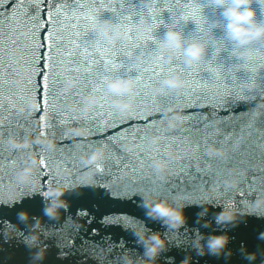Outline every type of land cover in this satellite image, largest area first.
<instances>
[{
	"label": "water",
	"instance_id": "obj_1",
	"mask_svg": "<svg viewBox=\"0 0 264 264\" xmlns=\"http://www.w3.org/2000/svg\"><path fill=\"white\" fill-rule=\"evenodd\" d=\"M15 2L8 0L0 6V14L10 13ZM168 2L176 10V15L165 8L158 17L162 22L156 23L153 9L157 7L158 11L163 0H41L53 10L57 5L81 11L95 6L99 9L98 20L112 16L128 24L124 18L130 15L134 27L145 17L157 25L151 33L155 39L149 40L147 45L133 32L130 41L115 42L114 47L102 41L99 46L102 53L100 50L90 51L89 59L95 58L98 63L104 57L115 55L121 62L116 71L105 72L102 65H98L96 72L84 73L86 64L80 65L79 72L70 64L65 65L69 69L56 84L61 94L60 107L71 117L63 125L51 108L41 112L44 93L43 76L39 73L47 71L49 49H35L39 63L36 66L37 75L32 76L35 65L29 63L25 46L34 43V23L24 21L17 25L16 35L20 43L7 49V56L15 61V68L10 81L0 88V192L6 198V201L0 199V264H36L33 260L36 249L26 245L23 236L7 238L4 231L7 221H11L18 230L28 234L34 222L32 217L42 219L45 233L41 236V243L48 246L40 264H123L121 255L125 250H131L134 256H142L143 245L125 227V217L141 219L153 230L169 236L168 248L161 253L159 264H180L189 252L193 256L192 264H257L246 259V253L241 251L242 243L248 251L260 253L257 261L264 258V239L259 238V233L264 231V216L248 215L234 226L217 224L214 219V214L227 204L228 197H223L222 192L240 190L247 185L248 178L264 169V42L255 45L256 54L251 59L240 57L233 51L232 43L226 42L223 48L210 46L208 56L199 64L187 65L182 58L168 63L159 58L156 40L163 36L169 25L183 28L186 35H204L213 41L217 37L226 39L223 28L213 26L217 13L210 0ZM188 3L201 6L204 17L202 30L192 19H177L179 13L186 11L183 5ZM255 7L258 14L264 17V0H255ZM41 10L45 11L46 17V7ZM29 15L35 16L36 11L30 9ZM65 23L68 27L62 34L75 39L77 29L71 25L76 21L69 18ZM40 27L41 32L36 33L35 38L46 45L48 30L42 29L43 18ZM96 35V30L90 31L86 38L91 41ZM137 41L141 43L134 47ZM129 51L131 54L127 55ZM141 52L144 59L137 62L136 56ZM153 61L161 62L163 71L157 70L156 75L145 72L141 80L140 71L132 65L147 66ZM92 67L95 69L96 65ZM175 71L185 74L187 84L183 90L158 93L154 85ZM126 74L140 79L137 106L132 112L117 110L107 96L93 110H83L87 93L103 92V75ZM71 78H76L78 83L68 87ZM201 81L210 87H197ZM20 90H24L22 95L11 94ZM48 100H52L51 93ZM73 103L77 107H72ZM172 107L183 117L178 127H168V110ZM44 113L47 120L41 118ZM115 115L128 121L122 128L130 131L140 129L139 137L130 134L118 144L113 141L110 137L122 130L108 128L105 121L113 123ZM114 122L120 123L119 120ZM79 126L88 129L87 135L74 134L72 129ZM154 132L161 137L156 144L151 142ZM41 133L55 137L56 146L33 143L31 147L20 148L10 142L13 137L26 139ZM129 140L137 144L135 151L127 150ZM99 144L106 145L108 149L103 171L96 174L94 183H86L81 180L85 170L81 157ZM212 144L226 151L210 153L208 149ZM61 146H64L65 153L62 157L58 151ZM32 152L42 157L38 171L40 190L21 184L18 191L13 192L17 170ZM141 153L143 170H140L137 159ZM157 157L170 160L168 173H162L153 166ZM46 158L49 167L60 168L58 173H53L55 179L48 176L49 169L41 172V162ZM117 159L121 161L119 164ZM65 167L73 171L66 173L63 170ZM234 176L239 177V183H228L229 178ZM49 183L69 185L64 195L68 206L61 209V214L55 218L45 216L43 211L46 201L42 192ZM146 191L167 197L182 194L197 201L208 197L211 200L206 205L208 214L197 222L202 206L191 203L185 208L187 223L178 230L169 229L161 221L145 215L141 194ZM259 193H264V189L249 193L247 205L233 204L247 207ZM17 195L20 197L18 201L15 199ZM22 209L30 212L28 221L18 220L17 213ZM205 221L211 223L205 226ZM196 230L204 234L228 232L232 237L228 245L233 250L231 257L197 255L191 247Z\"/></svg>",
	"mask_w": 264,
	"mask_h": 264
},
{
	"label": "clouds",
	"instance_id": "obj_2",
	"mask_svg": "<svg viewBox=\"0 0 264 264\" xmlns=\"http://www.w3.org/2000/svg\"><path fill=\"white\" fill-rule=\"evenodd\" d=\"M214 12L217 13L212 23L215 27H222L224 36L217 37L213 41L208 36L204 35H186L183 28L175 24L169 25L163 33V36L156 40L158 48V56L160 59L171 63L177 58H182L187 65H196L203 61L209 53L210 46L223 48L226 42H231L233 51L240 57L251 59L256 54L255 45L258 42H264V17L258 14V9L255 7V0H210ZM157 27L153 20L147 17L141 19L139 23L132 29L124 21L115 17L109 16L99 19L96 23V32L99 37L105 41L119 42L130 41L133 39V32L136 37L144 38L150 35ZM144 53L141 52L136 56L137 62L143 61ZM78 83L76 78H71L68 81V87H72ZM140 84V79L136 75H111L104 81L103 92H89L85 97L83 104L84 111H91L96 106L104 102L105 97H110L113 106L121 111L130 113L136 106L138 101L137 90ZM187 84V79L183 71H175L165 75L157 84L154 85L158 93L168 91H181ZM77 107L75 103L71 105ZM183 122V117L175 107L168 110V127H178ZM76 135H87L88 129L83 126L72 129ZM161 139L158 133H153L151 142L156 144ZM14 146L24 148L31 147L33 143L47 144L50 147L56 146V139L50 135L41 133L38 136L19 139L13 137L10 141ZM129 152L135 151L137 144L129 140L126 144ZM210 153L226 151L222 147L215 144L209 146ZM108 155L107 146L104 144L97 145L91 152H86L82 155L81 160L85 165V170L82 173L81 180L86 183H94L96 174L103 171V162ZM171 155L175 156V153ZM42 157L32 152L26 158L24 165L18 168L16 173L13 192L18 191L21 184L31 185L37 191L40 190V177L38 171ZM153 166L162 173L170 171V160L167 158L157 157L153 161ZM2 168V166H0ZM66 173H71L73 169L65 167ZM230 184H238L239 177H230ZM69 189L67 184H52L45 186L42 195L46 201L44 207V215L49 218L58 217L63 208H67V201L64 198L65 192ZM214 191V190H213ZM142 207L146 210L145 215L153 220H159L169 229L178 230L187 223V215L185 208L191 203H198L202 207L198 213L197 222L208 214L209 208L206 206L211 203L208 197L200 200H194L185 195H177L175 197L161 196L158 193L143 192ZM16 201L20 199L17 195ZM264 216V193L256 195L255 199L250 202L247 207H239L233 203L224 204L218 212L214 214V219L220 225H235L248 215ZM18 220L28 221L30 212L27 209H22L17 213ZM31 231L28 234L18 230L17 226L11 221H7L5 235L7 238L12 236H23V240L31 248L36 251L33 254V260L36 264H40L46 255L47 244L41 243V236L45 233L42 226V219L32 217ZM211 221H205L207 226ZM125 227L130 229L142 243L144 252L142 256H134L131 250H125L121 259L123 264H159V257L163 251L168 248L169 236L159 230H153L143 220L129 217L125 221ZM228 232H212L204 234L196 230L195 235L191 240V247L196 254L203 256L211 254L214 256L223 255L226 258L231 257L232 249L228 247L231 240ZM259 238L264 239V231L259 233ZM241 251L246 253V259L249 262H257L264 264V258L257 261L260 253L256 250L248 251L247 246L242 243ZM193 256L191 252L180 262V264H192Z\"/></svg>",
	"mask_w": 264,
	"mask_h": 264
},
{
	"label": "snow or ice",
	"instance_id": "obj_3",
	"mask_svg": "<svg viewBox=\"0 0 264 264\" xmlns=\"http://www.w3.org/2000/svg\"><path fill=\"white\" fill-rule=\"evenodd\" d=\"M8 0H0V6H4ZM46 7V17L44 15L45 11L41 9ZM186 11L179 13L177 19L188 20L192 19L196 22L199 29H203V21L204 17L201 12V6L197 3H188L183 5ZM169 9L173 12V15H176V10L173 9L168 0H163V3L159 6V10L157 11V7L153 9V19L156 23H161L162 21L158 19L161 15L163 9ZM34 9L36 11L35 16L29 15V10ZM99 9L95 6L87 7L85 10L81 11L79 9H68L64 5H57L55 10L52 9L51 6L44 5L41 3V0H16V2L12 5V9L10 13L0 14V88H3L5 83L10 81V77L12 75L13 69L15 68V61L7 56V49L11 46L14 47L20 43L17 39L16 31L17 25L24 21H31L34 23V43L32 45H26V49L28 51V59L29 63L35 65L32 71V76L37 75L36 66L39 63L37 60V52L35 49H39L41 47H47L49 49V54L47 57V71L46 73H39V75L43 76V93H44V101L43 108L41 112H44V109L51 108L53 113L57 116V119L61 125L67 123L71 117L65 113L60 107V99L61 94L59 93V88H56V84L58 83V78H60L65 71H68L69 68L65 67L66 64H70L72 68H75L78 72L81 71V64H86L87 67L84 68V73H94L96 72V68L98 65H102L105 72L116 71L121 67V62L118 61L117 57L114 55L113 57H104L102 62H97L95 58L89 59L90 51L100 50L102 53V49H100V44L103 41L104 43L115 46V42L105 41L101 37L96 35V38L89 41L86 37L88 33L95 32L96 23L98 20ZM41 18H43V28L47 29V44L44 45L39 39L35 38V34H40L41 32ZM73 19L76 23L72 24L71 27L73 29H77L74 32L75 39H69L68 36L62 34V32L68 27L65 23L67 19ZM128 21V26L130 29L134 27V23L131 21V16L124 18ZM82 25V28L80 27ZM155 37L153 35H148L143 38L142 43L147 45L149 40H154ZM141 41H137L134 43L135 46H139ZM67 48V50H65ZM219 49H217V52ZM130 51L127 55H130ZM92 65H96L95 69ZM132 67L137 68L140 71V79H144L145 72H151L152 75L157 74V70L163 71V64L159 61H153L151 64L147 66L141 65H132ZM215 71V70H214ZM99 75V73H96ZM101 78L106 79L107 77L103 75ZM34 87L36 85L34 84ZM197 87L200 88H208L209 84L201 81ZM24 90H20L18 92L11 93L12 95H22ZM51 93L52 100L49 102L48 96ZM41 118L47 120V115L44 113L41 115ZM115 120H119L120 123H115ZM128 121L123 120L121 117L114 116L113 123L108 124V121H105V125L108 128H120L118 134L111 136L110 138L115 141L117 144L127 139L131 134L135 137H139L140 129H132L131 131L128 128H122V126ZM45 129H47L48 125H44ZM64 146H61L58 151L60 152V156H64ZM143 153L137 156L138 161L140 162V170H143ZM121 161L119 159L116 160V163L119 164ZM44 169H49L48 176H53V173L59 172V166H51L49 167L48 159H44L41 162V172ZM40 172V174H41ZM145 178V177H144ZM143 178V179H144ZM68 182H71L70 180ZM219 183V181H217ZM264 189V169L258 170L257 174H254L253 177L248 178V183L246 186L241 188L240 190H228L222 192L223 197L227 196L228 200L226 203H242L244 205L248 204V194L253 191H258ZM113 195H118L114 193ZM0 199H5V195L3 192H0ZM127 217H125V221H127Z\"/></svg>",
	"mask_w": 264,
	"mask_h": 264
}]
</instances>
